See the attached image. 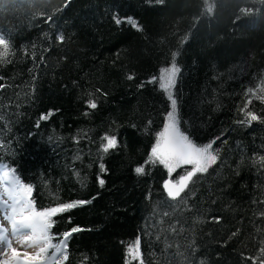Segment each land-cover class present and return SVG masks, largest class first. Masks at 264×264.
<instances>
[{
	"label": "trees",
	"instance_id": "1",
	"mask_svg": "<svg viewBox=\"0 0 264 264\" xmlns=\"http://www.w3.org/2000/svg\"><path fill=\"white\" fill-rule=\"evenodd\" d=\"M261 80L264 0H0V168L41 263L264 264ZM172 109L213 157L177 198L188 171L152 154Z\"/></svg>",
	"mask_w": 264,
	"mask_h": 264
},
{
	"label": "rangeland",
	"instance_id": "2",
	"mask_svg": "<svg viewBox=\"0 0 264 264\" xmlns=\"http://www.w3.org/2000/svg\"><path fill=\"white\" fill-rule=\"evenodd\" d=\"M174 74V68H170L164 73L162 80L165 87L171 85ZM251 92H264V81L261 80ZM152 154L165 164L169 173L179 167L180 171L185 169L193 173L206 167L213 159L207 147L193 144L179 130L173 109L166 115L152 148ZM16 187L14 180L0 169V234L5 238H11L8 242L9 246L6 245L5 248L10 247V253L13 255L19 249L31 253L21 258L13 257L7 264H44L41 263V260L47 256L46 253L50 247L46 231L30 209L24 194L20 190H16ZM0 242L4 244L3 239H0ZM18 242H21L22 246L17 248ZM34 247L35 249L32 250ZM131 253L138 257L136 246L132 248ZM60 260H62V256L57 261ZM3 263L0 258V264Z\"/></svg>",
	"mask_w": 264,
	"mask_h": 264
},
{
	"label": "water",
	"instance_id": "3",
	"mask_svg": "<svg viewBox=\"0 0 264 264\" xmlns=\"http://www.w3.org/2000/svg\"><path fill=\"white\" fill-rule=\"evenodd\" d=\"M192 177L190 172L184 174L177 182L168 178L163 183V190L170 198L179 197L187 188Z\"/></svg>",
	"mask_w": 264,
	"mask_h": 264
},
{
	"label": "bare ground",
	"instance_id": "4",
	"mask_svg": "<svg viewBox=\"0 0 264 264\" xmlns=\"http://www.w3.org/2000/svg\"><path fill=\"white\" fill-rule=\"evenodd\" d=\"M263 81V80H262ZM255 88V87H254ZM254 88H252L250 91H253V89ZM254 94L255 95H257V96H264V92H262V93H260V92H258V93H255L254 92ZM0 239H3L4 240V244H2L1 242H0V258H1V260L4 262L3 264H7V263H10L11 262V258H13V257H18V258H21L22 256H28L29 254H31V253H29V252H27V251H25V250H21V249H19V250H17L16 251V253H14V255L13 254H11L10 253V247L8 248V249H6L5 248V246L6 245H8V242H9V240L11 239H8V238H5L3 235H1L0 234ZM14 239V238H13ZM9 246V245H8ZM22 246V243L21 242H18L17 244H16V247L18 248V247H21ZM35 247H37V246H35ZM35 247L32 249V250H34L35 249Z\"/></svg>",
	"mask_w": 264,
	"mask_h": 264
}]
</instances>
